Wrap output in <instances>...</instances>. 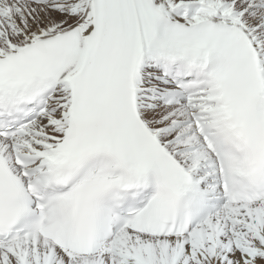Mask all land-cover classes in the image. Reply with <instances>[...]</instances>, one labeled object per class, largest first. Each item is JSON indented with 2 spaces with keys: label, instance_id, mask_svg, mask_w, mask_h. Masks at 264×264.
Here are the masks:
<instances>
[{
  "label": "snow or ice",
  "instance_id": "snow-or-ice-1",
  "mask_svg": "<svg viewBox=\"0 0 264 264\" xmlns=\"http://www.w3.org/2000/svg\"><path fill=\"white\" fill-rule=\"evenodd\" d=\"M0 264H264V0H0Z\"/></svg>",
  "mask_w": 264,
  "mask_h": 264
}]
</instances>
